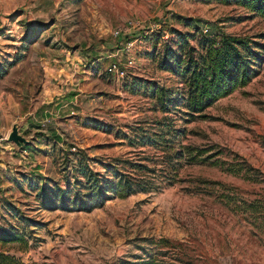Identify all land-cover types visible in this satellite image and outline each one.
Returning <instances> with one entry per match:
<instances>
[{"label":"rangeland","instance_id":"obj_1","mask_svg":"<svg viewBox=\"0 0 264 264\" xmlns=\"http://www.w3.org/2000/svg\"><path fill=\"white\" fill-rule=\"evenodd\" d=\"M193 27L258 40L264 19L207 0H0V252L18 264H135L153 255L159 264H264V221L220 199L264 196V66L205 117L185 121L183 84L162 65V50L169 30ZM151 86L171 95L168 111ZM13 125L19 145L7 139ZM78 150L100 175V162L134 173L121 163L129 160L174 181L156 174L154 190L90 211L46 208L36 188L71 180ZM159 238L175 248L155 247Z\"/></svg>","mask_w":264,"mask_h":264},{"label":"trees","instance_id":"obj_2","mask_svg":"<svg viewBox=\"0 0 264 264\" xmlns=\"http://www.w3.org/2000/svg\"><path fill=\"white\" fill-rule=\"evenodd\" d=\"M207 1L223 5L234 4L246 9L252 16L264 19V0ZM169 32L170 37L164 40L162 65L178 75L182 81L183 87L179 93L178 102L182 106L185 121L205 117L203 111L206 108L234 90L247 85L257 74L259 68L264 66V32L256 36L258 40L222 32L206 36L201 34L197 27H193L192 33L180 32L176 29H171ZM156 36L161 37L160 31ZM189 40H193L194 45H189ZM152 90L158 95L161 111H168L171 95L166 92L159 94L160 88L152 87ZM63 149L66 154L71 155L65 147ZM76 153L79 156L69 159L71 180L65 179L62 186L53 182L52 184H41L36 188V199L46 208L90 211L95 207H100L110 198L123 199L138 192L154 190L157 187L155 186L156 174H159L162 179L168 178V184L174 181V175H170V172H167L165 176L158 173L161 169L129 160H122L121 163H124L134 173H130L129 170L120 171L117 165L120 162H115V164L100 162L102 169L106 172L105 175H100L91 168L90 158L82 150ZM182 155V152H175L172 157L178 159ZM178 167L176 161L169 166L173 174L176 173ZM231 167L225 168V171L231 175H241L247 178L246 175L249 173L247 170L240 174V167ZM229 195L228 193L221 194V201L226 205L236 204L235 207L239 209V213L248 212L255 224L258 219L264 221V196L258 195L249 201L242 199L237 203ZM154 246L175 248L171 246L170 241L164 238L157 239ZM8 262L10 264L19 263L12 256L0 252V264ZM159 263L156 255H153L135 264Z\"/></svg>","mask_w":264,"mask_h":264},{"label":"built area","instance_id":"obj_3","mask_svg":"<svg viewBox=\"0 0 264 264\" xmlns=\"http://www.w3.org/2000/svg\"><path fill=\"white\" fill-rule=\"evenodd\" d=\"M120 35V32H119V30H114L113 31V36L114 37H117V36H119ZM131 45H132V41H125L124 43H123V45H122V49L124 50V51H128L129 50V48L131 47ZM126 63H127V65H130L131 64V60H126ZM108 69L110 70V71H112L115 75H119V76H122L123 75V73H124V71L121 69V68H119L116 64H114V63H111L110 65H109V67H108Z\"/></svg>","mask_w":264,"mask_h":264},{"label":"water","instance_id":"obj_4","mask_svg":"<svg viewBox=\"0 0 264 264\" xmlns=\"http://www.w3.org/2000/svg\"><path fill=\"white\" fill-rule=\"evenodd\" d=\"M7 139L13 141L15 144L19 145L20 142H23V138L17 134L16 127L13 125L8 133Z\"/></svg>","mask_w":264,"mask_h":264}]
</instances>
